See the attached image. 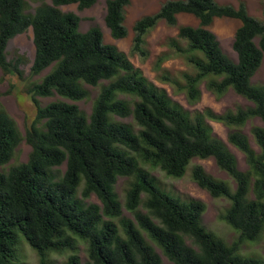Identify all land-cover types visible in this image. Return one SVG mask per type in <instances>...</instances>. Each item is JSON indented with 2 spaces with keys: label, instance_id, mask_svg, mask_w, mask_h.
Segmentation results:
<instances>
[{
  "label": "trees",
  "instance_id": "obj_1",
  "mask_svg": "<svg viewBox=\"0 0 264 264\" xmlns=\"http://www.w3.org/2000/svg\"><path fill=\"white\" fill-rule=\"evenodd\" d=\"M28 1L0 0V67L6 75L22 74L25 57L10 59L7 47L31 28V73L50 71L28 88L37 115L24 135L0 106V264H26L22 236L40 264H56L50 254L68 251L64 264H163L157 248L174 264H264L260 257L238 252L243 241L259 240L264 232V126L251 128L259 150L241 129L254 118L264 123V84L252 82L264 61V18L251 15L243 1L166 0L135 22L132 52L143 58L149 55L146 37L160 21L178 28L154 68L191 104L200 101L203 82L218 98L232 89L253 103L223 112L189 110L115 44L105 43L99 27L81 31L80 17L60 8L71 3L89 8L97 0H31L40 2L33 12ZM130 1H107L105 21L116 39L128 34L124 20ZM179 14L193 15L198 24L179 25ZM222 17L241 22L233 41L237 60L224 52L209 28ZM173 56L182 57L192 70L173 74L164 68ZM85 84L101 85L90 115L75 103L89 97ZM54 94L63 99L39 104L38 96ZM130 116L134 125L115 118ZM210 121L231 128L228 142L245 155L247 169L239 168ZM23 140L31 146L28 160L5 168ZM210 157L235 189L200 164L193 165L192 179L213 197L230 200L221 218L240 231V240L231 244L203 225L202 200L166 192L147 168L181 178L194 158ZM119 177L130 178L124 202L115 189ZM92 195L100 203L88 202ZM81 243L86 244V262L78 254Z\"/></svg>",
  "mask_w": 264,
  "mask_h": 264
},
{
  "label": "rangeland",
  "instance_id": "obj_2",
  "mask_svg": "<svg viewBox=\"0 0 264 264\" xmlns=\"http://www.w3.org/2000/svg\"><path fill=\"white\" fill-rule=\"evenodd\" d=\"M107 1L108 0H97L94 5L89 8L80 9L77 3H71L60 6L63 11H70L76 13L80 17L79 29L81 31H87L92 27H99L102 30L103 38L105 43L115 44L120 50L125 52L133 64L140 68L144 75L157 86L165 88L171 98L182 106L189 110L203 109L205 107H211L217 112H223L227 109H235L238 106L246 107L253 105V103L241 95L237 94L234 90L230 89L223 97L218 98L213 92L207 89L206 83L203 82L201 88V99L196 104H191L186 94L178 92L176 89L168 83H165L159 79V73L154 68L155 60L158 55L168 51L167 39L177 35L178 28L168 26L164 21H160L158 25L152 29L146 37L147 49L149 55L147 58L141 57L138 53L132 52V46L134 42L135 32L133 26L135 22L141 17L156 12L163 2L166 0H131L130 4L125 8V20L124 24L127 27L128 34L126 37L116 39L111 35L109 28L106 25L105 16L107 13ZM222 4H233L238 5L240 2H245L249 13L259 19H263L262 8L264 0H217ZM30 9L29 12H33L34 9L40 4V2L29 0ZM50 3V0H46ZM178 23L197 25L198 19L190 14H179ZM241 22L238 19L233 18H216L213 24L209 27L217 36L221 47L224 52L231 57L233 60H237V53L233 48V41L236 29L240 26ZM8 57L10 59L22 55L25 57L26 62L22 63L20 69L21 75H6L0 67V106L4 107L7 112L16 120L17 125L23 135L26 132L27 127L35 120L37 115V106L32 100L28 88L34 82H39L44 75H46L50 68L45 69L38 75L31 73V66L35 56V46L33 42V31L28 29L26 32L16 36L12 39L7 47ZM163 67L167 68L173 74H179L185 70H192V67L180 56H173L163 63ZM253 83L264 84V61L260 69L257 71L255 76L252 78ZM105 83V81L103 82ZM85 87L89 91V97L77 101L79 107L87 114L90 115L94 106V102L98 97L101 85H88ZM121 98H128L126 95H120ZM39 104L45 106L48 103L56 100L63 99L58 94H54L49 97H37ZM67 100V99H66ZM73 102L71 100H67ZM118 121L132 123L134 125L133 118H121L115 117ZM214 133L225 141L229 149L236 155L238 160V166L240 169L245 170L248 168L245 155L234 145L228 142V134L231 130L228 126L223 123L210 121ZM253 125L264 126L263 121L260 118H254L247 122L242 127V131L246 133L251 141L252 146L259 150V146L256 144L254 137L251 133ZM31 146L23 140L15 151V155L10 162L5 166H10L25 162L28 160ZM200 164L205 170L216 178L223 179L228 182L231 189H235V182L231 177L222 169H220L213 157L201 159L194 158L188 166L187 172L181 178L167 175L164 171L159 168H151L147 166L152 174L157 178L158 186L166 192L181 197L183 200L191 198L202 200L206 204V211L202 215V223L207 229L214 231L216 234L224 238V240L231 244L235 241L240 240V231L234 226L229 224L226 220L221 218V214L227 210L231 202L225 197H213L207 190L201 188L192 179V168L193 165ZM66 165L60 167L63 172ZM130 178L119 177L115 189L118 193L122 202H124L125 190L128 187ZM88 202L100 203L99 199L92 195ZM124 214L132 216L124 208ZM157 252L160 254L163 264H174L167 258L166 255L157 248ZM238 252L245 256H255L264 259V232L259 240H245L240 244ZM22 253L26 264H40L39 256L37 252L30 246L26 241L25 237L22 236ZM72 252L63 253H51L50 258L55 261L56 264H64L65 260ZM78 254L80 255L83 262L88 260V254L86 244L81 243L79 245Z\"/></svg>",
  "mask_w": 264,
  "mask_h": 264
}]
</instances>
